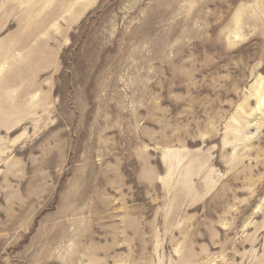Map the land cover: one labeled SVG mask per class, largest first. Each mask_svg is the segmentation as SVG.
I'll list each match as a JSON object with an SVG mask.
<instances>
[{
  "label": "rangeland",
  "instance_id": "374dc122",
  "mask_svg": "<svg viewBox=\"0 0 264 264\" xmlns=\"http://www.w3.org/2000/svg\"><path fill=\"white\" fill-rule=\"evenodd\" d=\"M0 264H264V0H0Z\"/></svg>",
  "mask_w": 264,
  "mask_h": 264
}]
</instances>
